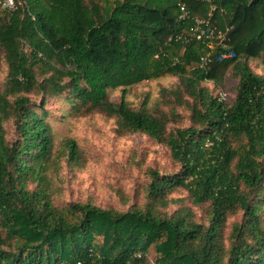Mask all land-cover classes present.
<instances>
[{
    "label": "trees",
    "instance_id": "trees-1",
    "mask_svg": "<svg viewBox=\"0 0 264 264\" xmlns=\"http://www.w3.org/2000/svg\"><path fill=\"white\" fill-rule=\"evenodd\" d=\"M15 1L14 10L0 4L8 66L0 93V264H146L151 247L155 264H264V76L249 65H264V0L213 1L216 25L233 29L229 48L217 47L206 69L197 67L208 51L203 41L169 39L192 23L178 20V5L192 18L207 17V0ZM225 52L232 57L222 59ZM229 70L238 78L231 105L203 86L223 85ZM165 75L179 78L162 90L177 106L156 114L134 109L128 89ZM118 89L114 103L108 94ZM32 94L43 95L40 105ZM63 95L75 115L100 111L120 133L165 145L180 171L150 170L144 205L127 211L57 204L62 159L71 169L84 164L76 140L56 149L47 120V97ZM179 106L191 125L169 131ZM12 119L16 139L9 142L5 122ZM180 190L205 207V220L190 207L169 210Z\"/></svg>",
    "mask_w": 264,
    "mask_h": 264
},
{
    "label": "rangeland",
    "instance_id": "rangeland-1",
    "mask_svg": "<svg viewBox=\"0 0 264 264\" xmlns=\"http://www.w3.org/2000/svg\"><path fill=\"white\" fill-rule=\"evenodd\" d=\"M86 1L105 4L106 0ZM108 1L113 3L116 0ZM249 65L256 74L264 76V65L260 59H250ZM7 76L8 66L0 47V93L5 88ZM67 81L65 79L64 84ZM178 84L177 76L165 75L129 88L126 99L134 109L145 107L155 114L159 111L169 112L177 105L172 103V97L165 98L162 90H170ZM237 85L238 78H234L232 70H229L226 81L221 86L216 87L212 82L203 84L215 97H221L228 105L234 102ZM223 93L226 94L225 97ZM108 95L110 101L119 103L122 91L111 90ZM30 98L40 105L43 95L32 94ZM45 109L49 113L47 120L53 129L56 149L65 138H72L77 141L84 158L82 167L74 169L67 166L66 159H62L59 175L55 177L59 205L92 201L103 208L127 211L134 205H144L150 170H157L161 175L180 171V166L173 162L165 145L144 134L120 133L117 121L100 111L75 115L65 95L57 98L47 97ZM176 112L181 118L178 122L169 124V131L191 125L190 112L186 107L179 106ZM5 127L8 141H14L16 127L13 119L5 122ZM170 197L179 201L170 205L171 212L181 206L190 207L197 220L206 219L205 207L194 205L186 191H176ZM240 218L241 215L232 217L229 220L230 227ZM156 259L157 253L154 247H151L145 258L146 264H155Z\"/></svg>",
    "mask_w": 264,
    "mask_h": 264
},
{
    "label": "built area",
    "instance_id": "built-area-1",
    "mask_svg": "<svg viewBox=\"0 0 264 264\" xmlns=\"http://www.w3.org/2000/svg\"><path fill=\"white\" fill-rule=\"evenodd\" d=\"M214 0H207L210 4L211 12L207 17H191L190 11L188 8L179 4L178 7L180 9L178 20L181 22H186L188 20H192L190 28L183 34H178L174 37H171L169 41L180 42L182 44H189L194 41H203L207 47L208 51L200 56L197 67L200 69H206L210 66L213 61L216 48L219 46L228 49V41H229V33L232 31V27H226L224 30L220 29L213 19V12L216 10V5L213 3ZM0 4L4 9L14 10L16 9V1L15 0H0ZM232 54L229 52H225L221 54L222 59L231 58ZM224 97L226 94H222ZM81 264V263H79Z\"/></svg>",
    "mask_w": 264,
    "mask_h": 264
}]
</instances>
